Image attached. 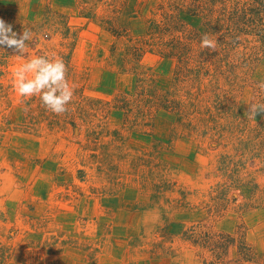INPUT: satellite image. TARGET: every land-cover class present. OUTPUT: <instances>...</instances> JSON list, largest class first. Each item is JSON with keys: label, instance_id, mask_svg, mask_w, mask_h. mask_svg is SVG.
<instances>
[{"label": "rangeland", "instance_id": "374dc122", "mask_svg": "<svg viewBox=\"0 0 264 264\" xmlns=\"http://www.w3.org/2000/svg\"><path fill=\"white\" fill-rule=\"evenodd\" d=\"M0 19L34 33L0 47V264H264V0H0ZM45 54L64 114L15 90Z\"/></svg>", "mask_w": 264, "mask_h": 264}, {"label": "clouds", "instance_id": "9594fccd", "mask_svg": "<svg viewBox=\"0 0 264 264\" xmlns=\"http://www.w3.org/2000/svg\"><path fill=\"white\" fill-rule=\"evenodd\" d=\"M34 33L24 28L21 34L13 31L12 25L0 19V47H7L22 58L28 48L27 42ZM201 48L215 51L216 39L208 33L201 37ZM2 52V51H0ZM15 90L23 98L39 96L42 105L51 112L60 115L68 111V105L74 96V85L68 80V68L63 58L55 54L34 56L21 64L14 73ZM258 87L264 90V82ZM264 113V103H252L246 113L248 119L255 120L258 114Z\"/></svg>", "mask_w": 264, "mask_h": 264}]
</instances>
